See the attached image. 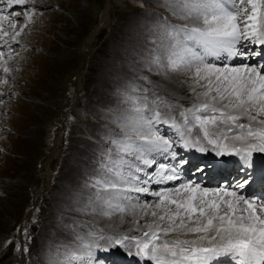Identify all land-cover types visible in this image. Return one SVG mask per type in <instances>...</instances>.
<instances>
[{"label": "rangeland", "instance_id": "rangeland-1", "mask_svg": "<svg viewBox=\"0 0 264 264\" xmlns=\"http://www.w3.org/2000/svg\"><path fill=\"white\" fill-rule=\"evenodd\" d=\"M108 1L107 21L87 48L83 36L96 23L106 0H26L24 5L12 8L0 4L4 14L17 24L12 29L9 21H3V31L9 36L0 39V264H62L64 256L80 244L77 236L105 248L109 247L110 236L141 237L148 230L145 225L156 219L149 212L158 210L155 208L148 209L147 214L143 209L128 207L125 213L101 215L92 185L100 178L101 163L108 151H114L111 142L120 139L125 131L127 122H122L136 114L135 107L147 103L146 115L159 111L161 116H177L182 123L179 112L196 102L195 93L189 91L196 84L190 78H181L187 89L176 97L164 98L165 88L152 62L158 45L166 39L165 29L185 21L173 14V0ZM13 12L20 16H11ZM16 32L20 34L12 41ZM4 40L12 43L6 49ZM5 64L7 73L3 70ZM82 67V89L76 92L73 76ZM5 80L7 83L2 82ZM197 88L196 92L204 90ZM156 96L177 107L176 114L172 112L174 108L169 113L165 104H153ZM66 109L61 131L58 126ZM243 121L241 118L238 122ZM156 129L160 134L161 129L167 130L163 125ZM174 130L183 144L179 132ZM194 132V138L202 135L197 129ZM57 139L58 148L63 140L64 153L60 154V149L57 158L47 162L45 155L52 151ZM194 165L190 166L193 170H183L184 173L196 171L198 166ZM48 173L51 179L42 183ZM40 182L41 192L31 201L30 192ZM158 188L143 193L145 197L135 194L138 199L133 202L155 205L159 201L151 193L160 191ZM28 207H33L32 223L29 233H22L19 224L23 220L26 224L31 222V211L25 213ZM92 229L101 235H89ZM58 245L65 246L66 252L59 250ZM128 246L131 250L109 251L139 262L145 260L128 255L127 252L136 251L134 243L126 242ZM96 260L110 264L103 253Z\"/></svg>", "mask_w": 264, "mask_h": 264}, {"label": "snow or ice", "instance_id": "snow-or-ice-1", "mask_svg": "<svg viewBox=\"0 0 264 264\" xmlns=\"http://www.w3.org/2000/svg\"><path fill=\"white\" fill-rule=\"evenodd\" d=\"M25 3L26 0H0L8 8ZM171 8L185 22L165 29L166 39L158 45L152 62L164 78L187 73L204 90L196 92L192 88L197 100L192 107L179 112L182 123L171 115L163 123L170 120L184 148L205 153L209 151L206 142L217 157L237 156L252 168L253 153L264 154V120L258 119L264 114V65L249 63L254 57L264 56V0H173ZM4 11L0 8V39L9 36L3 31V21H9L12 29L17 27ZM11 16L18 17L20 13L13 12ZM25 16L31 20V15ZM19 34L16 32L11 40L15 41ZM4 44L9 41L4 40ZM254 46L262 47L257 50ZM226 61H239L243 66L233 67ZM3 70L9 71L6 64ZM152 103L165 104L169 113L175 107L160 96ZM146 109L147 103L133 109L136 115L128 118L122 137L111 142L114 151L109 150L101 163L100 178L92 185L101 215L125 213L129 207L125 202L133 199L129 193H149V188L141 185L180 180L178 175L164 174L174 173L175 169H168L163 163L158 165L159 178L154 179L155 174L147 171L157 164L156 159L149 157L169 153L173 141L165 139L155 127L161 122V113L154 111L149 116ZM244 116L249 123H238ZM193 128H198L202 135L191 139ZM229 140L231 143H225ZM236 142L241 146L236 147ZM171 156L174 159L176 153L171 152ZM241 171L244 172V166ZM244 177L224 188L211 189L188 181L152 192L159 201L155 205H130L132 210L143 209L144 214L150 208L161 210L151 212L156 219L145 225L148 230L141 237L110 236L109 247L102 251L126 248V242H131L136 251L127 254L152 264H219L222 259L231 260L232 264H264V202L250 200L243 194L250 184V174L244 172ZM165 221L167 225L162 226ZM174 232L194 238H166ZM76 240L80 244L69 251L62 264H99L93 253L99 245L82 236Z\"/></svg>", "mask_w": 264, "mask_h": 264}, {"label": "bare ground", "instance_id": "bare-ground-1", "mask_svg": "<svg viewBox=\"0 0 264 264\" xmlns=\"http://www.w3.org/2000/svg\"><path fill=\"white\" fill-rule=\"evenodd\" d=\"M108 14V13H107ZM106 14V12L104 11V12H101L100 13V23L101 24H103V22H106L107 21V15ZM153 31V30H152ZM260 48V47H259ZM232 65V64H231ZM243 65H240V66H238V67H242ZM233 67H237V66H233ZM157 74V73H156ZM157 78V77H156ZM181 78H184L185 80L186 79H189L190 78V74H187V73H181V74H170V78L169 79H166V78H164V76H162L160 73H159V75H158V80H159V82H161V84H163V88H165V89H163L165 92H164V94L162 93V95H163V97L164 98H171V96L172 97H176L179 93H180V91H182L183 89H187L186 88V86L184 85V82L181 80ZM157 80V81H158ZM203 83V82H202ZM162 86V85H161ZM192 88H194V86H190V88H189V91L190 92H192ZM195 89H199V88H197V85L195 86ZM162 90V91H163ZM200 92V91H199ZM165 94H168V95H170V97H168V96H166ZM162 97V96H161ZM203 99V98H202ZM133 104V103H132ZM152 105V104H151ZM159 107H160V104H159ZM159 107H155V108H157L158 110H159ZM163 107H165V106H163ZM169 109V108H168ZM176 109H177V107H176ZM176 109L174 108V111H172L173 113L175 112V114H176ZM132 111V110H131ZM130 111V112H131ZM165 111H167V108L165 107ZM130 112H129V114H130ZM172 113V114H173ZM133 114V113H132ZM136 115V114H135ZM131 116V115H130ZM132 116H134V115H132ZM175 117H177V116H175ZM119 119H120V121L122 122V120H121V118L120 117H118ZM123 118V117H122ZM128 118H129V116H128ZM163 118V119H162ZM243 119H245V121H247L245 124H248L249 123V120H248V118L246 117V116H244V117H242ZM127 119V118H126ZM124 120L122 123H126L127 122V120ZM165 119H169V117H167V116H161V122L159 123V124H156L155 125V127H159V126H161V125H163L164 127H165V123H163V121L165 120ZM258 119H262V120H264V114H262V116H260V117H258ZM170 121V120H169ZM177 121H178V118H177ZM253 126L254 127H256V126H258V125H256L255 123H253ZM189 127H192V126H189ZM166 128V127H165ZM194 130L195 129H197L198 131H199V129L198 128H193ZM194 130L192 131V132H194ZM226 130V129H225ZM160 132H161V135H164L165 137V139H169V140H171V141H175V136H174V134H172V133H168V132H165V130L164 129H162V130H160ZM200 132V131H199ZM195 133V132H194ZM193 134V133H192ZM121 135H123V134H121ZM199 136H200V133L198 134ZM196 137H198V136H196ZM186 138H187V136H186ZM191 138L192 139H195L194 137H192L191 136ZM250 142H254V141H250ZM225 143H231V140H229V141H225ZM205 144H206V142H205ZM241 146V143L240 142H236V147H240ZM206 147H209L208 145H206ZM211 147V146H210ZM186 149V148H185ZM212 148H210V150H211ZM195 149L193 148V151H194ZM213 150V149H212ZM196 151H198L197 149H196ZM214 151V150H213ZM199 152V151H198ZM187 153H189V151L187 152ZM167 156H169V158H171L172 156H171V152H170V155H167ZM149 158H153V159H156L157 160V164L159 163V159H164L165 160V156H162V158L160 157V154H158V153H156L154 156H152V157H149ZM208 158L209 159H214L213 157H212V155H210L209 154V156H208ZM260 158H264V154H261V153H257V152H254L253 153V157H252V160H253V167L254 168H257V167H260L261 165H260V163H259V159ZM134 159V158H133ZM138 163V162H137ZM226 163L227 164H231V163H233V164H237V163H239V164H245V162L244 161H242L239 157H237V156H227L226 157ZM226 164V165H227ZM200 165V168H201V164H199ZM204 165V164H203ZM148 172H149V174H151V172H150V170H147ZM141 175V177H143V174L141 173L140 174ZM144 178V177H143ZM218 183V182H217ZM153 186V184H151V185H147V187L149 188V187H152ZM202 186L203 187H207V188H211V189H215V188H218V187H215V188H213V186H208V184H204V183H202ZM149 190H151L150 188H149ZM155 192H157V191H155ZM131 193H134V194H138V193H135V192H131ZM140 194V193H139ZM142 195L145 197L146 195L145 194H143L142 193ZM137 197H138V195H137ZM141 197V196H140ZM139 197V200H142L143 198H140ZM134 199V198H133ZM136 199H138V198H136ZM131 204H135L134 202H133V200H131V201H127V205H131ZM142 204H144V203H142ZM130 207V206H129ZM153 211H156L157 213L158 212H160L161 210L160 209H158V210H153ZM149 212H152V211H149ZM149 215V214H148ZM140 215H138V217H139ZM152 217V216H151ZM154 218V217H153ZM146 220H147V218H146ZM145 221V220H144ZM144 221H141L140 220V223L141 222H144ZM164 224H166L167 225V222L165 221L164 222ZM91 232L93 233V232H96L97 234H100L101 235V233H100V231L99 230H91ZM167 239H176V238H180V239H192V238H194L191 234H189L188 236H182V235H180V233L179 232H174V233H171V234H169V236L168 237H166ZM98 244H100V243H98ZM100 246V245H99ZM128 250H131V247H126L125 248V251H128ZM113 257V256H112ZM112 257H110L111 258V260H110V263L111 264H120L119 263V261L118 260H120L121 261V259H119L120 257H114L116 260H114V259H112ZM125 262H127L126 260H125ZM129 262V261H128Z\"/></svg>", "mask_w": 264, "mask_h": 264}, {"label": "water", "instance_id": "water-1", "mask_svg": "<svg viewBox=\"0 0 264 264\" xmlns=\"http://www.w3.org/2000/svg\"><path fill=\"white\" fill-rule=\"evenodd\" d=\"M80 79L81 78L78 79V82H77V85H76L77 88H79V86H80Z\"/></svg>", "mask_w": 264, "mask_h": 264}, {"label": "trees", "instance_id": "trees-1", "mask_svg": "<svg viewBox=\"0 0 264 264\" xmlns=\"http://www.w3.org/2000/svg\"><path fill=\"white\" fill-rule=\"evenodd\" d=\"M30 185L32 186V183H30ZM30 185H29V187H30Z\"/></svg>", "mask_w": 264, "mask_h": 264}]
</instances>
